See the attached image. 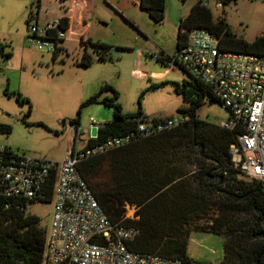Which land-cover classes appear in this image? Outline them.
Instances as JSON below:
<instances>
[{"label":"trees","instance_id":"16d2710c","mask_svg":"<svg viewBox=\"0 0 264 264\" xmlns=\"http://www.w3.org/2000/svg\"><path fill=\"white\" fill-rule=\"evenodd\" d=\"M137 1L139 9L153 22L163 21L165 0ZM231 1L235 0H222V6ZM40 2L32 0L31 5L38 11ZM68 28L69 19L61 17L59 29L67 32ZM194 29L214 35L221 51L264 56V34L252 41L236 37L224 18L213 19L210 8L201 1L191 5L186 16L179 20L176 50L185 43L186 33ZM58 43L53 58L62 50ZM78 43L99 48L98 59H106L107 45L82 38ZM0 54L9 57L3 54L1 43ZM169 60L163 52L156 57L162 66ZM91 61L83 52L75 65L86 67ZM186 74L188 80L171 83L174 93L185 103L177 111L179 116H186V120L148 135L141 134L136 127L139 121L145 120L140 106L134 114H121L117 92L111 86H101L82 102L78 114L82 107L92 104L112 109V120L97 128L95 137L87 139L86 147L112 137L132 133L133 136L121 147L80 161L76 169L108 219L137 230L134 239L127 243L129 250L191 261L187 256L189 233L200 231L224 238L223 258L218 264H264V190L257 180L245 178L231 162L230 146L237 143L241 130L207 123L197 116L196 110L205 97L222 103L211 87ZM163 85H151L148 89ZM104 91H111L112 95L103 97ZM70 123L77 132L79 118ZM10 130L9 126L0 124V133ZM75 141L76 134L71 153L75 150ZM53 182L54 173L50 175L42 199L0 197V264H42L46 231L39 226L36 216L25 213V206L38 201L49 203ZM126 207L134 208L133 217L125 216Z\"/></svg>","mask_w":264,"mask_h":264},{"label":"rangeland","instance_id":"374dc122","mask_svg":"<svg viewBox=\"0 0 264 264\" xmlns=\"http://www.w3.org/2000/svg\"><path fill=\"white\" fill-rule=\"evenodd\" d=\"M32 0H0V124L10 127L0 133V146L19 154L62 162L72 146L74 127L70 120L79 118V150L83 141L96 135L97 128L112 120V109L92 104L78 109L82 102L107 84L117 92L121 114H134L140 106L145 120L154 117L179 116L177 109L185 105L173 91L172 82L188 80L177 67L162 66L155 56L160 52L175 54L179 20L191 5L205 0H165L164 19L153 22L139 9L137 0H40L37 11ZM213 19L223 17L230 31L238 38L252 41L264 33V0H235L215 8L207 5ZM30 11V13H29ZM70 18L65 40L58 43L55 58L51 52L29 44L26 19L42 26L47 16L54 21L61 15ZM29 14V17H28ZM8 23V24H7ZM24 30V31H23ZM23 31V33H22ZM79 38L109 47L107 57L98 59L96 48L79 44ZM83 52L91 57L86 67L75 65ZM164 83L149 90L151 85ZM104 91L103 97H110ZM207 123L220 125L228 112L217 101L205 97L196 110ZM82 139V140H80ZM53 202L26 204L25 213L39 219V226L48 231ZM134 208L126 207V217H133ZM202 221L201 223H203ZM224 238L220 235L190 231L187 256L205 264H218L223 258Z\"/></svg>","mask_w":264,"mask_h":264},{"label":"built area","instance_id":"2783aa9c","mask_svg":"<svg viewBox=\"0 0 264 264\" xmlns=\"http://www.w3.org/2000/svg\"><path fill=\"white\" fill-rule=\"evenodd\" d=\"M201 2L222 8V0ZM59 25L61 18L42 26L28 22L27 42L53 54L58 41L65 37ZM165 64L186 71L212 88L228 112L227 121L220 126L241 130L237 143L230 146L233 167L245 178L257 180L264 190V56L221 51L214 35L194 29L186 33L185 43ZM185 120L186 116L142 120L136 127L148 135ZM75 134L78 141L76 131ZM132 136L133 133L112 137L90 147L85 146L87 140L80 139L84 145L69 151L62 162L26 156L0 146V197L42 199L54 173L53 212L42 264H205L129 250L127 243L134 239L137 230L112 223L76 169L80 161L121 147Z\"/></svg>","mask_w":264,"mask_h":264},{"label":"crops","instance_id":"0c3cea01","mask_svg":"<svg viewBox=\"0 0 264 264\" xmlns=\"http://www.w3.org/2000/svg\"><path fill=\"white\" fill-rule=\"evenodd\" d=\"M62 2H63V9L65 8V6H64V4L65 3H67L68 2V0H62ZM137 4H138V2H137ZM65 14L62 16H60L59 18H61V17H67L68 19H69V28H68V31H69V29H70V18L66 15V12H64ZM26 21H27V19H26ZM43 21H45V22H47L48 21V17L47 16H44L43 17ZM44 22V23H45ZM37 24H38V22H36ZM8 24V23H7ZM24 31V30H23ZM23 31H22V33H23ZM63 40H65V37H64V39ZM182 71V70H181ZM154 118H163V117H154ZM153 119V118H152ZM79 130V129H78ZM78 130H77V138L78 137H80V134H79V132H78ZM74 134H75V129H74ZM72 142H73V139H72ZM75 143H76V141H75ZM70 151V150H69Z\"/></svg>","mask_w":264,"mask_h":264},{"label":"water","instance_id":"95a60500","mask_svg":"<svg viewBox=\"0 0 264 264\" xmlns=\"http://www.w3.org/2000/svg\"><path fill=\"white\" fill-rule=\"evenodd\" d=\"M101 126V125H100Z\"/></svg>","mask_w":264,"mask_h":264}]
</instances>
